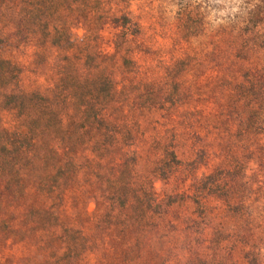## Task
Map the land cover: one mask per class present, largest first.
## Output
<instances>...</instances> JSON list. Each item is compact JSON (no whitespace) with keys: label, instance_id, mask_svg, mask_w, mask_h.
<instances>
[{"label":"rangeland","instance_id":"obj_1","mask_svg":"<svg viewBox=\"0 0 264 264\" xmlns=\"http://www.w3.org/2000/svg\"><path fill=\"white\" fill-rule=\"evenodd\" d=\"M97 1L105 18L96 25L98 49L110 57L113 78L128 98L124 110L137 124L136 180L152 186L163 211L149 228L144 260L245 264L244 254L250 253L264 264V0ZM121 16L137 26L135 36L112 23ZM186 18L190 21L183 24ZM89 26L82 21L72 26V40L96 44L83 42ZM2 52L20 67L23 87L44 91L54 84L55 56H32V49L13 44ZM120 56L131 57L136 74L124 75ZM180 60L185 71L168 77V68ZM173 80L179 93L174 105H130L134 85L152 99L160 88L170 91ZM15 120L2 115L5 126ZM166 149L180 165L162 181L155 167ZM218 170H223V195H204L201 180ZM170 199L175 203L168 205ZM85 201L92 212L91 201ZM16 206L14 227L25 211L22 203ZM6 218V212L0 214V221ZM22 239L0 234V264H37V254ZM97 257L98 251L87 252L78 264H96Z\"/></svg>","mask_w":264,"mask_h":264},{"label":"trees","instance_id":"obj_2","mask_svg":"<svg viewBox=\"0 0 264 264\" xmlns=\"http://www.w3.org/2000/svg\"><path fill=\"white\" fill-rule=\"evenodd\" d=\"M99 6L97 0H0V214L9 215L0 221V234L24 238L37 264H78L94 250L96 264H148L146 236L163 214L152 186L136 180L137 124L124 110L128 98L113 78L110 57L98 49L96 25L105 21ZM81 21L90 25L83 42L94 39L93 46L71 38L70 29ZM112 23L130 36L138 32L125 16ZM12 44L32 49V56H55L54 84L44 91L23 87L20 67L2 57ZM119 63L124 75L136 74L130 56H120ZM186 68L185 60L177 61L166 75L175 79ZM169 83L170 91L160 88L152 99L134 85L137 94L130 105H174L177 84ZM7 113L15 116V124L2 123ZM179 165L174 151L166 149L155 173L165 181ZM222 176L223 170L205 176L200 191L221 197ZM19 203L25 211L14 227L11 211ZM243 259L258 264L250 253Z\"/></svg>","mask_w":264,"mask_h":264}]
</instances>
